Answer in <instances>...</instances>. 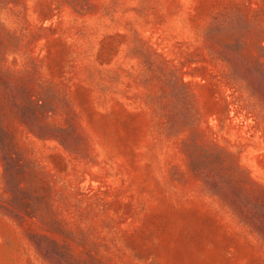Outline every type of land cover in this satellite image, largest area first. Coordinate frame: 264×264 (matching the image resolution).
<instances>
[{
  "label": "rangeland",
  "instance_id": "374dc122",
  "mask_svg": "<svg viewBox=\"0 0 264 264\" xmlns=\"http://www.w3.org/2000/svg\"><path fill=\"white\" fill-rule=\"evenodd\" d=\"M0 264H264V0H0Z\"/></svg>",
  "mask_w": 264,
  "mask_h": 264
}]
</instances>
